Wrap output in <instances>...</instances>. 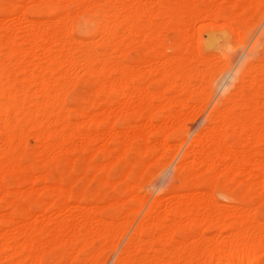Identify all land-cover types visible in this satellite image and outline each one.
I'll use <instances>...</instances> for the list:
<instances>
[{"label":"bare ground","instance_id":"6f19581e","mask_svg":"<svg viewBox=\"0 0 264 264\" xmlns=\"http://www.w3.org/2000/svg\"><path fill=\"white\" fill-rule=\"evenodd\" d=\"M52 1L54 16L27 12L39 0L0 3V264H43L58 248L54 264H264V55L253 61L264 0ZM69 4L98 14L94 36L72 33ZM205 33L217 60L201 50ZM137 43L152 56L128 62ZM220 63L239 66L217 100ZM80 73L97 97L72 120L62 93ZM205 113L199 129L189 125ZM171 165L141 216L147 186ZM169 187L182 194L165 197ZM217 187L244 206L220 205Z\"/></svg>","mask_w":264,"mask_h":264},{"label":"rangeland","instance_id":"374dc122","mask_svg":"<svg viewBox=\"0 0 264 264\" xmlns=\"http://www.w3.org/2000/svg\"><path fill=\"white\" fill-rule=\"evenodd\" d=\"M3 0H0V3L2 2ZM39 1H43V2H37L34 6H29L28 8H27V12L29 13L30 12V10H32L33 9V7H40V8H42L43 10H45V11H47L51 16H52V14H53V16L55 15V14H57L58 12H59V9H58V5L54 2V1H52V0H39ZM100 1V0H99ZM101 1H103V0H101ZM41 4V5H40ZM169 5H172L173 3H168ZM72 9H71V8ZM69 9L72 11V13H74L75 15L76 14H78L77 16H74L73 18H72V20H73V22H72V20H71V18L69 19V25H70V27L72 26V28H71V30H72V33L77 37V38H84V37H86V36H94L95 34H96V26H95V19L98 17V14L97 13H94V12H91V11H85L86 12V14H83V13H85V12H79V11H77V10H75L74 8H73V4H69ZM74 9V10H73ZM55 12V13H54ZM71 13V12H70ZM74 14H71V15H74ZM70 15V17H72ZM1 18V17H0ZM36 18H38V19H40L41 18V16L39 15L38 17H36ZM71 20V21H70ZM70 22H72L71 24H70ZM217 32H219V33H217ZM222 31H221V29L220 28H217L216 29V34L215 35H223L222 33H221ZM225 34H227V35H229L230 33L227 31V33L225 32ZM209 35L207 34V33H205V34H203V39H202V41H201V44H200V47H201V50L203 51V52H205L209 57H214V59H218V57H216L214 54L215 53H217V54H219V50H218V48H216V47H209V45H208V40H209ZM98 39V38H97ZM232 40H231V42H233V44H234V46H233V49H232V53H235V54H239V55H241V52H242V48L240 47V46H238V45H236L237 44V42L234 40V36L232 35V38H231ZM207 43V44H204V43ZM253 44V43H252ZM252 44L250 45V47L252 46ZM137 45V46H136ZM136 45H134L135 46V48H133L132 47V50H131V48L129 49V51H128V53L126 54V56H125V58H126V60L128 61V62H133L134 60H137L138 58H141V56H143V57H151L152 56V52L148 49V47H147V45L146 44H142V43H137ZM206 45V46H205ZM208 45V46H207ZM237 46V47H236ZM209 48V49H208ZM211 48V49H210ZM213 48V49H212ZM217 49V51H216V49ZM235 48V49H234ZM138 49V50H137ZM215 49V50H214ZM240 49V50H239ZM131 50V51H130ZM168 52L169 53H171L172 51V49L170 48V47H168ZM134 51V52H133ZM259 51H261V52H259ZM264 52V49L263 48H259V50L257 49L256 51H255V53L253 54V55H255V56H253V57H255V58H253V61L254 62H258V60L260 59V57H262L264 54H262L263 52ZM147 52H149V53H147ZM134 55L135 56V58H133L134 56H132V55ZM212 54V55H211ZM216 54V55H217ZM245 54H246V52H245ZM245 54L243 55V56H245ZM214 55V56H213ZM239 55H238V58H239ZM218 56V55H217ZM242 56V57H243ZM216 59V60H217ZM256 59V60H255ZM236 62H237V60H236ZM235 62V63H236ZM221 64L222 63H220V68H221ZM238 66H239V63H238V65L236 64V68L234 67H231V68H228L227 66H225V65H223V68H221L223 71H222V73H221V71H219V69L220 68H218V70L215 72V89H216V93H215V98L217 99V100H219L220 99V97H221V95H224L225 93H226V91H227V89L228 88H230V86H232L230 83H232L231 81H234L233 79H235V77L234 76H236V74H237V68H238ZM226 67V68H225ZM225 68V69H224ZM228 68V70H226ZM236 69V70H235ZM232 70V71H231ZM226 71V72H225ZM227 71H230L231 73H232V75L230 76V73H228L229 74V76L227 75ZM220 72V73H219ZM234 74V75H233ZM78 75V74H77ZM77 75L75 76L76 78H77ZM80 75V76H79ZM78 75V79H76L75 80V82H77V83H75L74 81H72L73 83H70V86H68L67 88L69 89V91H66V90H68L67 88H66V90H65V93H67V95L65 96L63 93H62V95L65 97V98H63L64 100H65V102H66V104H68V108H70V109H68L67 111H66V113H68L69 114V116H70V118L72 119V120H77L79 117H77L76 116V108L77 107H79V106H81V107H84V105H85V107H88V104H89V101L90 100H93L94 98H96L97 97V94L95 93V91H94V81H93V79L92 78H90V77H88L87 75H85V74H79ZM87 76V77H86ZM74 77V78H75ZM223 77H224V80H223ZM232 78V80L230 79V78ZM225 78L227 79V80H230L229 82L226 80L225 81ZM74 80V79H73ZM90 80H91V82H90ZM222 82H223V84H222ZM225 82H226V84H225ZM75 83V84H74ZM221 83V84H220ZM230 85H228V84ZM74 84V85H73ZM152 84V85H151ZM69 85V84H68ZM73 86V87H72ZM159 86V84L157 85V83L156 82H154V81H149V83H148V87H149V89L150 90H153V89H155V88H157ZM218 86V87H217ZM70 87H72V89L70 88ZM93 87V88H92ZM218 88V89H217ZM232 89L234 90L235 88H234V86H232ZM89 92V93H88ZM71 96H72V98H71ZM77 96V97H76ZM85 96H86V98H85ZM110 97H108L109 99H111V98H113L112 97V95H109ZM83 97V98H82ZM92 97V98H91ZM219 97V98H218ZM223 97V96H222ZM76 98V100H74ZM214 98V99H215ZM71 99H73V100H71ZM84 99H86L85 101H84ZM87 99H88V101H87ZM67 100H69V101H67ZM214 101H216V100H214ZM213 101V102H214ZM79 103V104H78ZM81 104V105H80ZM83 104V105H82ZM214 104V103H213ZM74 105V106H73ZM78 105V106H77ZM75 106H77L76 108H75ZM73 108H75V109H73ZM208 111H209V109H208ZM207 111V112H208ZM73 113V114H72ZM205 115H206V113L205 114H201V116H199V118H196L195 120H193V122L191 121V122H189V125H191V126H193V127H195L194 129L195 130H197V129H199V127L201 126L200 124H203V121H204V118H205ZM198 119V120H197ZM203 119V120H202ZM199 121V122H198ZM196 123V124H195ZM197 125V126H196ZM199 126V127H198ZM33 137H28V139H31V140H27L26 139V141H25V143H26V146H27V148L29 149V150H31V149H35L36 147H37V141L33 138ZM183 139V138H182ZM234 140V136L232 135V134H228L227 135V141L228 142H232ZM36 142V143H34V142ZM31 142V143H30ZM188 144H189V140H178L177 142H176V148L177 149H179L180 151H183L187 146H188ZM29 145V146H28ZM80 155H83V153H81ZM19 161L21 162V164H26L28 161H29V154L28 153H24V154H22V156L20 155L19 156ZM174 165V164H173ZM77 166L79 167L80 166V162L79 163H77ZM77 167V168H78ZM173 167L174 166H169V169L167 170V168H165V169H158L157 170V172H156V174L154 175V177H153V183L155 182V184L158 182L159 184H156V186H155V184H151V185H148L147 186V190H149L150 192H152L153 194H151V197L148 199V198H146V203H145V206H144V209H143V211H142V213H141V216L144 214V212H146L147 211V209L151 206V204H152V202H153V200L158 196V194H159V190H160V187H162V185H164L165 183H166V179L168 178V176L169 175H167V174H169V171H170V173H171V171L173 170ZM172 168V169H171ZM57 169V173H61V172H63V168H61V167H57L56 168ZM116 170H117V168H116ZM116 170H112L111 171V175H113L114 173H116L117 171ZM165 171H167L166 172V174H165ZM172 174V173H171ZM115 175V174H114ZM157 181V182H156ZM162 183V184H161ZM175 184H177V182H175ZM175 184H173V185H171V188H173L174 186H175ZM230 187V186H229ZM229 187H226V189L225 188H223V187H217V188H215V189H213L212 190V192H213V196L215 197V199H216V201L217 202H219V204L220 205H224V206H226V205H242V206H244L243 205V203H240V202H238V199L235 197V195H234V193H232L233 192V189L231 190ZM232 188V187H231ZM222 189H224V191L222 190ZM187 190H185L184 192H186ZM228 191V192H227ZM182 191L181 190H176V189H170V187L167 189V192L165 193V197H170V196H172L173 194H175V193H181ZM183 192V193H184ZM172 193V194H171ZM232 195H231V194ZM182 194V193H181ZM28 197V198H27ZM234 198V199H233ZM19 200L21 201V202H23V203H26L27 205H29L30 206V208L32 209V210H37L38 209V203L32 198V197H30V196H25V195H21L20 197H19ZM33 200V201H32ZM233 203V204H232ZM263 209H261L262 211L264 210V207H262ZM4 210H6L4 207H3V202H0V213L1 212H3ZM260 212V211H258V217H259V219L260 220H262L263 219V221H264V216H263V212ZM5 212V211H4ZM3 212V213H4ZM105 212H103L102 213V216L103 217H105L106 215L104 214ZM209 229V230H208ZM208 229H206L205 230V235L206 236H212L213 234H214V232L216 233V229L214 228V227H210V228H208ZM206 233H208V234H206ZM212 233V235H210V234ZM62 251H61V249L60 248H58V249H54L53 250V252L51 251H49V252H45V253H43V256H42V262H43V264H54V262L56 261V259H58V257H59V253H61ZM110 252H112V250H109L108 251V253H110ZM57 254H58V256H57ZM49 255H51V256H49ZM55 259V260H54ZM46 261V262H45ZM208 264V263H207Z\"/></svg>","mask_w":264,"mask_h":264}]
</instances>
